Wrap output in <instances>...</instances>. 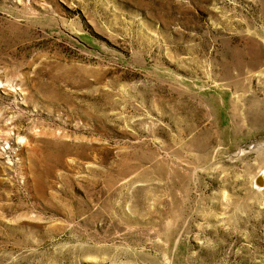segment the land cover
I'll return each instance as SVG.
<instances>
[{"label": "rangeland", "instance_id": "obj_1", "mask_svg": "<svg viewBox=\"0 0 264 264\" xmlns=\"http://www.w3.org/2000/svg\"><path fill=\"white\" fill-rule=\"evenodd\" d=\"M258 176L264 0H0V264H264Z\"/></svg>", "mask_w": 264, "mask_h": 264}, {"label": "bare ground", "instance_id": "obj_2", "mask_svg": "<svg viewBox=\"0 0 264 264\" xmlns=\"http://www.w3.org/2000/svg\"><path fill=\"white\" fill-rule=\"evenodd\" d=\"M54 78V77H53ZM56 80V79H55ZM4 112V111H3ZM6 130V129H5ZM8 130V129H7ZM51 133V132H50ZM2 134V133H1ZM7 134V133H6ZM9 134V133H8ZM4 137V136H3ZM61 140V139H60ZM61 142V141H60ZM59 145V144H58ZM64 148V147H63ZM76 150V149H75ZM48 163V162H47ZM58 163V162H57ZM256 182H258V185H263L264 184V179L257 177Z\"/></svg>", "mask_w": 264, "mask_h": 264}, {"label": "water", "instance_id": "obj_3", "mask_svg": "<svg viewBox=\"0 0 264 264\" xmlns=\"http://www.w3.org/2000/svg\"><path fill=\"white\" fill-rule=\"evenodd\" d=\"M259 177V176H258Z\"/></svg>", "mask_w": 264, "mask_h": 264}]
</instances>
